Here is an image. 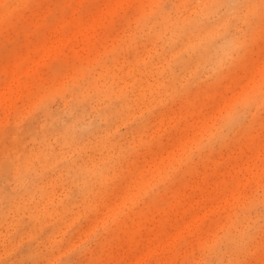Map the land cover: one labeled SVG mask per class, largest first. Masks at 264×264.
<instances>
[{
	"label": "rangeland",
	"instance_id": "obj_1",
	"mask_svg": "<svg viewBox=\"0 0 264 264\" xmlns=\"http://www.w3.org/2000/svg\"><path fill=\"white\" fill-rule=\"evenodd\" d=\"M6 2L16 6L10 12L19 24L33 15L25 5L37 0ZM138 2L161 7L138 23L114 6ZM205 2L212 0H44L72 7L39 45L21 30L13 33L11 62L9 26L0 22V95L11 96L0 105V264H261L259 169L237 181L251 185L248 194L219 195L248 169L240 158L247 143L206 153L181 181L169 180L246 93L243 85L232 91L238 76H216L226 44L217 33L197 36L191 52L176 47L195 10L181 16L175 6ZM84 71L91 82L74 88ZM190 78L192 90L176 94L177 83ZM209 87L211 96L201 95ZM146 116L133 134L134 122ZM108 160L111 167H103ZM101 173L123 182L105 186L102 196ZM148 191L153 195L145 200ZM125 204L133 210L103 229ZM235 219L255 226L250 252L234 245ZM98 226L100 241L84 244Z\"/></svg>",
	"mask_w": 264,
	"mask_h": 264
},
{
	"label": "snow or ice",
	"instance_id": "obj_2",
	"mask_svg": "<svg viewBox=\"0 0 264 264\" xmlns=\"http://www.w3.org/2000/svg\"><path fill=\"white\" fill-rule=\"evenodd\" d=\"M116 8H126L127 14L136 16L138 23L146 20H151L155 10L161 7L160 5L147 2L121 4L116 3ZM14 6L6 0H0V22L9 26V34L5 50L7 52V60L11 62L16 53L17 41L13 33L21 30L24 32L28 42L39 45L47 40L49 33L61 25L66 13L71 9L72 5H57L55 8L51 4H45L44 0H37L35 4L25 5V7L33 10V15L19 24L13 22V17L10 10ZM61 7L64 9L62 13ZM83 8V6H81ZM179 11V15H184L188 10H195L189 21L182 26V39L177 43L176 47L187 45L186 50L191 52L197 44L195 40L197 36L211 30L217 33L216 38H222L226 41L224 55L220 57L216 66L217 78H228L233 75L238 76L237 88L232 91H238L239 86L243 85L246 88V93L239 97L227 117L219 123V126L214 130L212 135L208 137L206 143H201L198 147L193 148L182 161V166L176 171L173 176L169 177L172 182H179L184 177L188 170L194 169L199 160L210 152L217 150H231L237 144L247 143L248 149L241 153L240 158L245 159L248 163V169L242 170V174L234 178L230 182H226L220 189L219 195L231 199L239 194H248L249 185L240 187L243 183L244 174L251 171L255 174L256 169H259L260 186L258 195L262 208L259 227V251L264 257V0H212L202 4H180L175 6ZM201 10L208 11L207 16L200 15ZM179 25V17L177 18ZM202 44L203 41L201 40ZM259 44L260 55L257 58L255 48ZM92 79L90 71H84L83 75L76 74L74 88H85ZM191 79L188 83L178 82L176 94L183 96L186 91L190 92ZM212 88L202 89L201 95L207 94L211 96ZM11 96L8 92L0 95V105L7 106ZM258 106V116L255 109ZM8 110L7 107L5 109ZM17 119L19 118V107L16 109ZM9 121L12 119V112H8ZM150 117L137 120L133 124V134L135 129L143 128L149 122ZM7 128V125H5ZM259 146V157L255 156L256 146ZM112 161L104 162L103 167L110 168ZM123 179L120 175L109 176L107 180L103 178L101 173V188L100 195L105 194V186L116 187L122 184ZM144 199L147 200L153 195L152 191L145 192ZM128 204L121 207L115 217L106 221L103 229H107L110 225L115 224L122 213L133 210ZM227 211V209H226ZM230 227L233 230L235 240L234 245L239 251L250 252L257 243L255 226L251 223H245L242 220L235 219ZM103 229L97 227L90 232L84 244L90 245L99 242L102 237ZM59 264H63L60 261ZM167 264V262H165ZM188 264V262H185ZM200 264H209L207 261H202ZM216 264V262H211ZM230 264H252L247 260H233ZM264 264V260L261 261Z\"/></svg>",
	"mask_w": 264,
	"mask_h": 264
}]
</instances>
